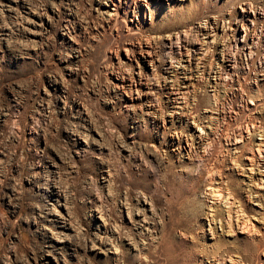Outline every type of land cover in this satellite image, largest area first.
Segmentation results:
<instances>
[{"label":"rangeland","instance_id":"1","mask_svg":"<svg viewBox=\"0 0 264 264\" xmlns=\"http://www.w3.org/2000/svg\"><path fill=\"white\" fill-rule=\"evenodd\" d=\"M202 1L0 0V264H264V0Z\"/></svg>","mask_w":264,"mask_h":264},{"label":"bare ground","instance_id":"2","mask_svg":"<svg viewBox=\"0 0 264 264\" xmlns=\"http://www.w3.org/2000/svg\"><path fill=\"white\" fill-rule=\"evenodd\" d=\"M201 4H206V1L204 0V1H202L201 2ZM206 6V5H205ZM256 6V5H255ZM259 6H260V10L262 11V14H260V16H258V14H256L255 13V21H258V22H256V25H258V24H262V27H264V3H261V4H259ZM197 15V14H196ZM257 15V16H256ZM201 29H203V27H201ZM255 36V35H254ZM257 40V41H256ZM253 44V46H252V48H250V50H249V55H250V59L252 58V55H254L255 54V52H256V49H257V47L258 46H260L261 44L263 45L264 44V35L261 33V34H259L258 36H255V38H253L252 39V43L250 44V45H252ZM248 45L249 44H246V47H248ZM250 47V46H249ZM224 52L226 53V55H225V57L226 58H224V60H223V62H222V64L221 65H219L218 64V67L216 68L217 70L216 71H213L212 70V72L211 73H214V77L215 78H212V79H214L215 80V82H216V80H219L220 79V77H221V72L223 71V70H225V71H227V66L228 67H232V69L234 68L233 66H231V63H232V61L234 60H232V58H234V57H236V56H234L233 54H230V52L229 51H227V50H224ZM239 53V52H238ZM237 53V54H238ZM230 55H232V58L230 57ZM229 62H231V63H229ZM261 64L262 65H260L259 66V73H260V75L262 76V78H260V80H262L263 82H264V61H262L261 62ZM173 69H175L174 68V66H171ZM172 72V71H171ZM171 72H169V74H171ZM197 73H199V71L197 72ZM211 74H210V79H211ZM186 78H184L183 80H185ZM223 79V78H222ZM258 80H256V82H257ZM184 84H185V82H183ZM217 84V83H216ZM215 84V85H216ZM173 85V84H172ZM174 86V88H172V89H170L169 90V87H168V99L169 100H174V101H176L177 100V98H179V97H173V95H176L177 93H175V86H176V84H174L173 85ZM181 86V85H180ZM179 88V87H178ZM187 88V87H186ZM177 89V88H176ZM179 90V89H178ZM264 90H262V92H263ZM264 93V92H263ZM262 93V94H263ZM180 94V93H179ZM263 96V95H262ZM168 100V101H169ZM171 102V101H170ZM151 108L153 107V105H151L150 106ZM216 112H219V111H217V109H216V111H215V109H212V112H211V115H209V116H207L206 115V117L208 118V120H209V123L210 124H212V122H214V121H212L211 122V117H213L212 115L213 114H216ZM223 112L222 111H220L219 112V114L221 115ZM225 113V112H224ZM223 120H225V118H226V115L225 114H223ZM208 122V121H207ZM201 132H202V130L201 129H199ZM246 132H247V134L248 135H250V130H249V128H247V130H246ZM208 134H206L205 133V136H207ZM251 136H252V134H251ZM233 139V138H232ZM234 139H235V143H234V145H236V146H238V145H241L240 143L242 142V136L240 135V134H238V133H236V134H234ZM262 140V139H261ZM260 140V143L258 144V152H259V155H260V150H261V146H264V143H263V141H261ZM232 144H231V142H230V144L229 145H227V147L229 148V146H231ZM207 146H209V149H211V148H213V144H212V142H209L208 144H207ZM235 149V148H234ZM236 150V149H235ZM264 150V149H263ZM264 153V152H263ZM261 157V156H260ZM264 157V156H263ZM248 160L250 161V166H252L251 167V170L250 171H253V170H259L258 172H257V175H261V176H263V173L260 171V167L261 166H259L260 164L259 163H257V156H255V155H252L251 157H248ZM261 162V161H260ZM262 167H264V161H263V164H262ZM262 173V174H261ZM115 180L116 181H121V180H123V179H121V178H119V177H115ZM261 181H263L264 179L262 178V179H260ZM250 193V192H249ZM253 195V193H250V195H249V197L251 198V197H254V196H252ZM253 199H255V198H253ZM255 201V200H254ZM231 216L229 215V220H230V222H229V227L231 226V218H230ZM237 221H236V224H238V228H242V229H245L246 227H245V224H244V220H242V219H236ZM212 221L213 222H215L214 221V218H212ZM212 221H210L211 223H212ZM232 226H233V224H232ZM232 228V227H231ZM230 229V228H229ZM247 229V228H246ZM245 229V230H246ZM243 231V230H242ZM233 232V231H232ZM243 233V232H242ZM239 242V241H238ZM246 243V242H245ZM238 245H239V243H237ZM233 246V245H232ZM241 247V244L238 246V247H235V248H240ZM241 250V249H240ZM244 250V249H243ZM220 251V248L218 249V253H216V254H214L217 258H216V260H217V262H218V264H223V262L225 263V261L226 262H231L230 260H225L224 258H223V256L221 257L219 254H221V252H219ZM219 257V258H218ZM216 260L215 261H213L214 263L216 262ZM219 261H221L222 263H219ZM233 262V261H232ZM237 263V262H236Z\"/></svg>","mask_w":264,"mask_h":264}]
</instances>
